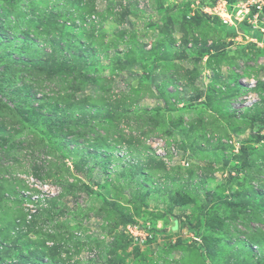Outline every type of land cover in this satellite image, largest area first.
<instances>
[{
  "label": "rangeland",
  "instance_id": "1",
  "mask_svg": "<svg viewBox=\"0 0 264 264\" xmlns=\"http://www.w3.org/2000/svg\"><path fill=\"white\" fill-rule=\"evenodd\" d=\"M212 1L0 0V264H264V0Z\"/></svg>",
  "mask_w": 264,
  "mask_h": 264
},
{
  "label": "built area",
  "instance_id": "2",
  "mask_svg": "<svg viewBox=\"0 0 264 264\" xmlns=\"http://www.w3.org/2000/svg\"><path fill=\"white\" fill-rule=\"evenodd\" d=\"M255 3H256V8L258 9V11L262 12L263 10L262 5L259 4V2H255ZM205 11L207 15H209L210 17L218 18L223 23L224 26L237 27L238 25H241L242 23H244V21L247 18L248 13L250 12V9L247 8L246 12H244L243 10L236 12L235 6L228 3L226 0H215V1L213 0L207 6V8H205ZM257 18L258 16H256V19ZM167 143L169 144V142ZM166 147L167 145L165 144V142H163V140H160V144L159 142H157L153 150L158 155V157H161V158H164V157L166 158L167 156L175 155V153L179 154V151H177L174 147L172 148L171 147L166 148ZM180 157H181L180 164L183 167H189L190 161L182 157V155H180ZM128 229H129L128 232H130L132 236L137 239L142 240L144 237H148L150 235L149 229L146 226L136 224V225H130Z\"/></svg>",
  "mask_w": 264,
  "mask_h": 264
},
{
  "label": "trees",
  "instance_id": "3",
  "mask_svg": "<svg viewBox=\"0 0 264 264\" xmlns=\"http://www.w3.org/2000/svg\"><path fill=\"white\" fill-rule=\"evenodd\" d=\"M225 27H226V26H225ZM35 88H40V87H39V86H36ZM25 89H27V92H28V90H29V93H33L30 87L27 88L26 86H23L22 91H24ZM33 90H34V89H33Z\"/></svg>",
  "mask_w": 264,
  "mask_h": 264
}]
</instances>
